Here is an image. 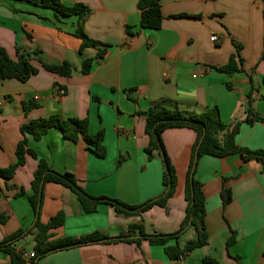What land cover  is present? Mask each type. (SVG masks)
Returning a JSON list of instances; mask_svg holds the SVG:
<instances>
[{
    "label": "crops",
    "instance_id": "crops-1",
    "mask_svg": "<svg viewBox=\"0 0 264 264\" xmlns=\"http://www.w3.org/2000/svg\"><path fill=\"white\" fill-rule=\"evenodd\" d=\"M263 0H161L164 16L159 30L141 28L139 0H62L67 6L81 3L91 13L86 33L109 45L103 59H96L89 75L80 71L86 58L98 51L87 48L75 37L78 17H61L55 11L17 0H0V47L16 60V45L41 50L46 63L70 62L76 67L71 77H61L33 64L40 72L28 82L0 81V168L16 162V147L23 139L21 127L32 120L59 115L89 120V133L104 131L105 158L97 157L85 141L64 139L57 129L40 141L27 136L39 158L60 173L74 174L92 197L119 200L131 206L144 205L164 192L162 157L150 158L145 149V117L151 105L165 99L189 113H203L218 107L222 121L234 124L246 119V102L254 86V108L264 118V7ZM136 34L130 36L127 28ZM216 35L219 41H211ZM32 37V39L29 38ZM240 47V50H238ZM232 56L243 60V72L217 71ZM238 65H242L238 62ZM230 87H229V86ZM134 89L136 102L126 90ZM95 98H98L96 100ZM40 105L24 112L23 103ZM222 138V135L220 136ZM197 134L174 128L163 133L166 152L178 179L175 195L167 207L155 206L141 216H118L113 207L101 205L85 213L77 196L68 188L49 183L45 187L42 222L58 213L64 225L52 231L50 241L79 239L101 233L116 238L131 225H142L147 234H171L180 229L186 215L185 185ZM236 144L249 150H264V122L244 123ZM38 161L27 158L11 180L0 179V242L16 232L29 230L35 214L29 202L31 183ZM196 178L206 198L208 244L180 261H171L163 247L143 241L140 246L125 242L99 243L53 252L38 264H203L206 258L217 264H264V168L246 162L239 155L222 159L204 156ZM227 180V183L224 180ZM8 185L13 186L8 189ZM232 191L224 205L221 191ZM27 194L14 196L20 189ZM236 233V243L227 242ZM189 231L182 245L194 238ZM33 236L18 241L23 255L34 253ZM26 264H35L26 260ZM0 264H11L0 252Z\"/></svg>",
    "mask_w": 264,
    "mask_h": 264
},
{
    "label": "trees",
    "instance_id": "trees-1",
    "mask_svg": "<svg viewBox=\"0 0 264 264\" xmlns=\"http://www.w3.org/2000/svg\"><path fill=\"white\" fill-rule=\"evenodd\" d=\"M17 1L55 11L57 22L60 21L61 17H78L77 27L73 35L82 41L79 50L80 54H83L87 48H94L98 51L96 58H86L83 61L80 69L83 75L91 73L96 59L105 57L109 45L92 39L85 31V23L91 11L84 4L76 3L73 6H67L62 0ZM138 8L141 13L142 29H161L164 20L161 0H139ZM127 32L130 36L136 34L131 31L130 27L127 28ZM29 38L32 39L31 36ZM238 50H240V47H238ZM16 56V60L12 59L7 51L0 47V81L14 79L23 83L28 82L40 72V69L33 62L39 63L40 67L45 71L61 77H71L77 70L72 63L67 61L60 65L46 63L42 58L41 50H27L18 44L16 45ZM238 62L242 65L241 67ZM216 70L227 74L243 72V60H237L236 56H232L227 65ZM134 92V89L126 90L128 98L136 102V98L133 95ZM254 92L255 88L253 86L245 106L246 119L234 124L224 123L220 110L216 106L208 108L203 113H189L179 109L177 105L169 104L165 99L153 103L147 112L142 113L145 117V133L149 138V144L145 151L150 158L154 156L162 157L165 169L163 194L157 199L140 206H131L119 200L106 197L90 196L80 186L74 174L55 171L46 160L39 158L38 154L29 146L28 135L32 136L35 141H40L50 130L57 129L62 133L64 139L74 143L83 140L88 145L89 150L97 157L105 158L107 155L106 147L103 144L105 133L100 131L96 135H91L87 118H62L59 115H51L25 123L21 127L23 139L18 143L15 151L16 162L6 168H0V179L11 180L16 175L17 170L26 164L28 157L38 161V167L31 183V194L28 196L35 214V221L29 230H20L0 242V252H4L10 257L11 264H26L27 261L24 255L16 251L15 244L27 236H33L35 242V257L32 259L35 264H38L42 258L53 252L99 243L125 242L140 246L143 241H148L151 245L163 247L166 256L171 261H180L189 253L206 246L209 240V233L206 227V198L203 184L196 178L200 159L204 156L222 159L239 155L244 161H256L262 164L264 168V150L252 151L236 144V137L242 124L264 122V118L260 117L254 108ZM95 99L99 101L98 98ZM39 107L40 105L36 102L23 103V109L26 114ZM174 128L191 129L197 134L185 185L186 215L177 232L171 234H147L144 226L131 225L126 233L122 232L119 237L109 241H106V239H109L107 236L98 232L79 239L63 238L50 241L53 237L52 231L64 225L65 214L60 212L51 218L48 223L42 222L44 191L49 183L59 184L70 189L77 196L85 213L88 214L97 212L101 205L111 206L118 216L127 218L141 216L155 206L166 208L168 201L175 195L178 179L176 170L165 149L163 133L168 129ZM221 135L222 138L220 137ZM162 153L164 154L163 156ZM191 179L193 182H191ZM224 182L227 183V180L225 179ZM12 188L13 186L8 185V189ZM26 194V190L22 188L14 197L19 198ZM221 198L224 205L229 204L233 198L232 191L224 186L221 191ZM7 219L5 215L0 214L1 224H4ZM189 231H193L195 236L182 245L181 239ZM235 243L236 233H233L227 242L228 249ZM203 264H217V262L206 258L203 260Z\"/></svg>",
    "mask_w": 264,
    "mask_h": 264
},
{
    "label": "built area",
    "instance_id": "built-area-1",
    "mask_svg": "<svg viewBox=\"0 0 264 264\" xmlns=\"http://www.w3.org/2000/svg\"><path fill=\"white\" fill-rule=\"evenodd\" d=\"M262 3H263V7H264V0L262 1ZM211 41L214 42V43H216V42L219 41V38L216 35H212ZM34 257H35V253H31L29 255H27V254L24 255V258L26 260H28V259L32 260Z\"/></svg>",
    "mask_w": 264,
    "mask_h": 264
},
{
    "label": "water",
    "instance_id": "water-1",
    "mask_svg": "<svg viewBox=\"0 0 264 264\" xmlns=\"http://www.w3.org/2000/svg\"><path fill=\"white\" fill-rule=\"evenodd\" d=\"M164 154L162 153V156H163ZM191 182H193V180L191 179ZM113 239H115V238H109V239H106V241L108 240H113Z\"/></svg>",
    "mask_w": 264,
    "mask_h": 264
}]
</instances>
